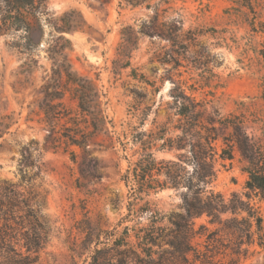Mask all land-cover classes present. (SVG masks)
<instances>
[{
    "label": "rangeland",
    "instance_id": "obj_1",
    "mask_svg": "<svg viewBox=\"0 0 264 264\" xmlns=\"http://www.w3.org/2000/svg\"><path fill=\"white\" fill-rule=\"evenodd\" d=\"M159 1L151 0L150 7H146L121 0H108L103 6L93 0H46L45 11L29 17L32 38L39 43L29 51L25 49L24 32L0 27V116L9 115L12 122L9 131L0 137V181L16 184L25 196L30 190L37 193L40 206L34 207H39L49 227L43 228L46 242L34 264H99L101 254H95L94 248L109 246L125 226L131 236L129 246L137 250L133 233L150 223L147 209L158 211L162 218L157 223L167 228L184 214L181 190L172 188L144 197L129 212L128 188L121 174L128 164L126 158H137L138 144L127 143L124 151L105 134H98L91 138L88 154L63 140L55 148L48 145L49 128L38 108L43 96L39 91L51 67L48 48L59 35L54 30L55 22L66 11H76L71 18L77 29L63 34L71 42V50L65 52L72 69L105 94L107 115L118 134L126 132L128 136L120 138L130 140L135 130H154L167 122L174 81L196 98L211 100L224 117L239 124L246 142L254 145L258 166L264 170V0ZM3 8L0 0V16ZM156 9L158 19H154ZM172 18L182 21L178 40L186 50L172 46L162 33V22ZM158 22L161 29L155 31ZM127 25L135 31L137 48L130 67L114 74L112 60L120 30ZM187 30L194 31L195 40L186 39ZM172 49L177 51L172 52L179 62L176 68L173 61L163 62L166 52ZM28 63L33 70L30 73L24 71ZM131 68L138 76L143 74L149 84L133 79ZM54 102L71 112L76 109L67 92ZM62 123L56 124V130ZM218 133L230 140L235 136L232 125L219 127ZM220 144L221 139L216 146ZM248 146L244 145L245 150ZM69 150L75 151L76 162L70 160ZM155 156L173 159L167 152L156 151ZM83 160L96 162L99 177L80 174ZM247 165L248 160L234 145L231 160L216 158V177L211 186L225 199L233 194L248 198L262 218L264 231V198L246 188ZM21 175L26 176L25 180ZM146 199L151 206H141ZM202 221L196 219L197 223ZM249 249L248 256L241 257L237 264H264V249L255 244ZM218 259L217 264L226 262L229 255Z\"/></svg>",
    "mask_w": 264,
    "mask_h": 264
},
{
    "label": "trees",
    "instance_id": "obj_2",
    "mask_svg": "<svg viewBox=\"0 0 264 264\" xmlns=\"http://www.w3.org/2000/svg\"><path fill=\"white\" fill-rule=\"evenodd\" d=\"M2 1L4 8L0 16V27L24 32L26 50L38 46L39 43L35 42L31 35L32 25L29 17L44 12L46 0ZM93 1L98 2L100 6L108 2ZM121 1L132 6L150 7L151 0ZM161 1L165 2H159ZM247 7L250 8V4H247ZM74 13L75 10L66 11L57 19L58 22H55L54 30L59 35L52 40L48 48L51 67L43 77L44 82L39 91L43 96L38 101V108L42 113V121L49 128L46 135L48 145L55 148L56 143L63 140L66 145L77 146L88 154L86 150L89 142L98 134H105L124 151L127 143L138 144L139 151H135L137 158H126L128 164L121 174V180L128 188L126 206L129 212L133 211L131 206L144 200V197L167 188L181 190L184 210V214L180 216L181 220L172 221L171 227L167 228L157 223L162 218L159 217L158 211L147 209L150 223L133 233L138 251L131 250V236L125 226L122 234L117 235L109 246L94 248L95 254H101V263H98L217 264L220 261L218 258L229 255V260L219 264H237L241 257L248 256L251 245L255 244L264 249L262 218L257 209L249 203V199L244 200L237 194L225 199L211 186L216 177V158L231 160L233 146L236 145L248 160L245 167L246 188L264 198V170L258 166L257 154L253 151L254 145L246 142L242 127L224 117L219 107L211 100L198 99L192 93L185 92L180 83L173 81L175 84L169 107L171 115L168 116L167 122L156 126L154 130H135L131 133L130 140L124 141L123 139L128 137L126 132L119 135L113 120L106 113L105 94L89 78L72 69L65 52L71 50V42L63 34L72 33L77 29L71 18ZM159 15V10L156 9L154 19H158ZM181 24L180 18H172L168 23L162 22V26H165L162 33L172 46L186 50V45L178 40ZM160 25L161 22H158L153 29L160 31ZM134 32L130 25L120 30V41L112 60L111 71L114 74H119L121 69L131 65L132 53L137 48V36ZM187 35L191 36L187 38ZM194 35V31L185 32L187 40H195ZM172 52L177 51H167L163 62L173 61L176 68L179 62L174 60ZM25 65L26 73L33 71L29 63ZM129 75L133 79L146 82L144 75L138 76L134 68L130 69ZM66 92L76 103L73 112L63 108L59 102H54L55 99H61ZM61 120V128L56 130V124ZM11 124L9 115L0 116V137L9 131ZM228 125L234 128L233 140L218 133L219 127ZM54 133H58V136ZM219 139L221 144L217 147ZM244 145H249L247 150ZM24 151L27 152L28 149ZM156 151L171 153L173 159H158L155 156ZM68 155L72 162H76L74 150H69ZM37 169L39 172V168ZM79 171L83 177H99L94 161L85 163L83 160ZM25 178V175H21L22 180ZM16 186L14 183L0 181V264H34L38 251L46 242L43 228L49 225L43 219L39 207H34L40 206L37 193L30 190V195L25 196ZM141 206L151 204L146 199ZM125 218L123 217V220ZM200 218H203V221L197 223L196 219ZM122 246L124 248H121ZM96 259L93 257L94 263H97Z\"/></svg>",
    "mask_w": 264,
    "mask_h": 264
}]
</instances>
